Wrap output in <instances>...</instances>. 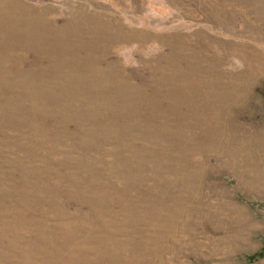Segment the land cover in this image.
<instances>
[{"label": "rangeland", "instance_id": "obj_1", "mask_svg": "<svg viewBox=\"0 0 264 264\" xmlns=\"http://www.w3.org/2000/svg\"><path fill=\"white\" fill-rule=\"evenodd\" d=\"M0 264H264V0H0Z\"/></svg>", "mask_w": 264, "mask_h": 264}]
</instances>
